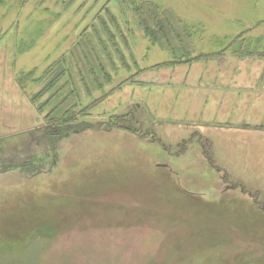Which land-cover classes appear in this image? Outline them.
Instances as JSON below:
<instances>
[{
	"label": "rangeland",
	"instance_id": "1",
	"mask_svg": "<svg viewBox=\"0 0 264 264\" xmlns=\"http://www.w3.org/2000/svg\"><path fill=\"white\" fill-rule=\"evenodd\" d=\"M154 1L190 29V61L151 44L122 0L0 4V264H264V0ZM83 36L98 48L103 39L111 81L89 95L66 63L61 82L80 86L83 106L95 101L84 119L105 128L53 153L41 139L49 106L38 109L46 72ZM125 115L148 140L105 124ZM129 148L133 159L92 174ZM31 158L41 174L5 170ZM169 169L204 197L180 193L187 208L177 207ZM213 197L220 211L192 205ZM139 212L134 226L123 220Z\"/></svg>",
	"mask_w": 264,
	"mask_h": 264
},
{
	"label": "trees",
	"instance_id": "2",
	"mask_svg": "<svg viewBox=\"0 0 264 264\" xmlns=\"http://www.w3.org/2000/svg\"><path fill=\"white\" fill-rule=\"evenodd\" d=\"M3 1L5 0H0V4ZM122 1L129 5L137 18L139 26L144 31L145 36L149 39L151 44L160 45L162 48L168 50L173 55V62L183 60L184 62L190 61L188 58L191 57V53L194 51L192 33L188 26L178 15L175 14L174 11L164 7L154 0ZM111 16L114 17L112 14ZM91 42L90 39L83 36L82 40L78 42L77 48L73 50L68 59L64 57L63 59L56 61L49 66L46 72V76L49 75V80L42 91L50 92V95L47 100L38 107V109L41 110L44 106H49V109L45 115V124L41 127L44 131L42 130L43 133L42 136H40L41 139L48 142V147L54 151L53 153H55L56 148L59 146V142L70 135L73 136L88 130L105 128V126H103L104 123L94 124L84 119L88 115V113H86L87 110L95 104V101L83 106L82 96L79 91L80 86H78L77 83H73L71 77L66 81L61 82L66 74L70 75L71 68L70 66L67 67L66 63L71 65L75 64L81 78V84L83 83L82 89L89 95L91 94L92 88L97 90L103 89L104 83L102 80H105L107 83L111 81V75L107 72L103 61V58H105L111 62L112 65L111 52L107 49L105 44H102L103 39L100 41V48L92 45ZM44 75L45 74L39 79H42ZM90 80H92V83H90ZM40 94L41 93H38L35 98ZM127 114L134 115V112ZM127 116L128 115H125L122 118H113L111 122L105 124L109 128L125 129L139 139H141L140 137H143L145 140H148L149 136H143L140 134L142 132L140 128L130 125L133 119H128ZM152 137L155 138L153 135ZM204 155L209 159V155L206 151H204ZM209 161H211V158ZM15 167L23 172L25 176L39 175L44 168V166L39 167L35 159L31 158L28 161L19 163V166L15 164L9 165L5 170ZM161 175L166 182L171 181L174 183H171V186H175L179 194L182 193L188 197H204V194L191 192L185 189L179 183L180 181H178V176L180 175L179 172L177 175L169 169L168 171H162Z\"/></svg>",
	"mask_w": 264,
	"mask_h": 264
},
{
	"label": "bare ground",
	"instance_id": "3",
	"mask_svg": "<svg viewBox=\"0 0 264 264\" xmlns=\"http://www.w3.org/2000/svg\"><path fill=\"white\" fill-rule=\"evenodd\" d=\"M135 144L137 145V147L139 148V150H140V148H142V146L140 145V144H137L136 142H135ZM136 151H134V150H132L131 148H129V150H126V152L124 153V152H122V157H123V159H120V160H115L114 162H112V163H105L104 165H102L101 167H100V170H93V173L92 174H95L96 176H99L100 175V177L101 176H103V175H106V174H108V173H112L118 166H120L121 164H123V163H125V162H128V161H130L131 159H133L134 158V153H135ZM151 159V158H150ZM146 161H148V160H146ZM80 170L81 169H79V168H76V169H73V170H71L70 171V173H69V177H68V179H67V181L69 182V184H71V183H73V181H74V177L72 178L71 176H74V175H76L78 172H80ZM209 174V173H208ZM65 186L66 185H62L61 186V188L62 189H65ZM172 188H171V190H173L174 192H176L177 193V190H176V188H175V186H171ZM167 190H170V189H167ZM98 191V190H97ZM97 191L95 190V189H90V190H88L86 193L87 194H97ZM166 192V190L164 191V193ZM98 193H102V196H104V198H107V196H108V194H106V193H104V192H98ZM135 193V192H134ZM128 194H130V193H127V196L129 197L130 195H128ZM132 194V193H131ZM133 195V194H132ZM163 195V194H162ZM161 196V195H160ZM157 202H158V204H161V203H164V201H163V199L164 200H166L167 199V196L166 195H164L163 196V199H162V196H161V198L158 200V199H156V198H154ZM241 200L243 199V198H240ZM178 200H179V203H177V204H175L177 207H179V208H187V204L186 205H184L185 203H187V200H185V199H182V196H181V194H179L178 193ZM220 201H221V203H222V200L218 197V198H208V199H199V198H197V200H192V205L193 206H195V204H202V206H205V207H214L217 211H220L221 209H223V208H221V204H220ZM172 203V202H171ZM252 211H254V210H252ZM241 213V212H240ZM242 216H243V214H241ZM252 215V217H254V215L255 214H251ZM145 218V217H147L146 215L144 216V215H142V214H140V212L139 213H136L135 214V216L133 217V218H131V219H129V218H124L123 220H125L126 221V223L128 224V225H132V226H134V224L135 223H137V222H139V219H142V218ZM170 219H172V218H170ZM132 223V224H131ZM164 223H163V221H160L159 223H158V225L160 226V225H163ZM164 226H165V224H164ZM166 227V226H165ZM146 240H145V242L144 243H147L148 242V239H147V237L145 238Z\"/></svg>",
	"mask_w": 264,
	"mask_h": 264
},
{
	"label": "crops",
	"instance_id": "4",
	"mask_svg": "<svg viewBox=\"0 0 264 264\" xmlns=\"http://www.w3.org/2000/svg\"><path fill=\"white\" fill-rule=\"evenodd\" d=\"M214 100V99H213Z\"/></svg>",
	"mask_w": 264,
	"mask_h": 264
}]
</instances>
